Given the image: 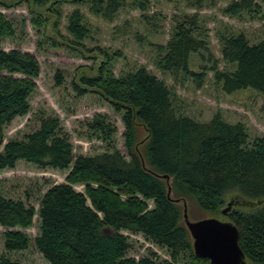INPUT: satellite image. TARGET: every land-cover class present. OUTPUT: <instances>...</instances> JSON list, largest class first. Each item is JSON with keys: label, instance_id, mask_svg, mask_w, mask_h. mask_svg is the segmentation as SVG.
I'll use <instances>...</instances> for the list:
<instances>
[{"label": "trees", "instance_id": "16d2710c", "mask_svg": "<svg viewBox=\"0 0 264 264\" xmlns=\"http://www.w3.org/2000/svg\"><path fill=\"white\" fill-rule=\"evenodd\" d=\"M30 1L43 7L53 0ZM118 1L92 2L116 8ZM254 7V0H231L224 12L240 15ZM68 21L69 33L80 42L86 35L81 15L74 11ZM13 35L12 23L0 12V148L4 128L29 113V97L40 69L32 54L1 48V40ZM165 50L161 70L185 74L198 86L204 82L205 72L192 71L189 59L208 52L207 45L190 28L178 26ZM221 55L233 69L213 65L210 71L225 94L252 88L264 97V38L250 45L244 34L230 35L223 39ZM106 64L95 76H79L72 86L77 96L100 95L121 115L128 157L115 148L94 156L75 155L59 119L52 116L40 117L38 128L22 138L8 140L0 150V171L24 161L67 175L65 183L51 185L40 196L37 211L0 191V226L8 230L3 235L5 250L33 246L48 264H177L180 260L209 264L194 255L181 208L176 199L167 198V189L180 201L193 199L206 212H217L226 194L248 201L264 199V138L249 144L244 125L227 123L219 114L206 122L183 116L174 106L172 91L144 67L115 78ZM136 125L147 132L141 154L133 148ZM88 126L106 139L115 131L100 115ZM74 185H82L83 192L75 191ZM35 216L39 234L30 238L22 230L33 226ZM227 219L237 228L246 261L264 264V202L249 210H233ZM123 231L140 234L165 249L170 260H160L154 253L128 257L130 239ZM0 264L18 263L1 259Z\"/></svg>", "mask_w": 264, "mask_h": 264}, {"label": "rangeland", "instance_id": "374dc122", "mask_svg": "<svg viewBox=\"0 0 264 264\" xmlns=\"http://www.w3.org/2000/svg\"><path fill=\"white\" fill-rule=\"evenodd\" d=\"M92 1L53 0L38 7L30 0H0V12L14 29L12 37L1 40V48L32 54L40 68L35 79L36 88L29 97L30 111L4 128L1 148L8 140L20 139L37 129L40 117L52 116L59 119L75 155L94 156L115 148L128 157L121 115L100 95L87 93L77 96L73 90L72 84L79 76H95L104 62L107 63V71L115 78L144 67L172 91L174 106L183 116L206 122L219 114L227 123L243 124L249 144L258 137L264 138V97L252 88L225 94L210 71L213 65L219 70L233 69L222 60L221 48L225 37L242 33L250 45L264 38V0H254L256 7L251 11L233 16L224 12L231 0H119L116 8ZM74 11L79 12L81 24L86 29V35L80 42L68 31V19ZM38 22L41 25L38 26ZM181 25L190 28L192 35L207 45L208 52L192 54L189 59L192 71L205 72L200 86L185 74L174 76L159 68L168 41ZM97 115L105 117L106 124L115 129L110 139L89 128ZM135 134L133 148L139 149L141 154L147 132L142 125H136ZM66 175L67 171L38 168L19 161L13 169L0 171V191L6 198L21 200L37 211L40 196L51 185L65 183ZM73 188L77 192L84 190L82 185H74ZM232 196V193L224 196V205L217 212L203 211L193 199L182 198L188 220L216 218L229 221L221 210ZM170 197L177 199L172 192ZM177 205L183 213V202L179 201ZM257 206L260 205L234 206L231 211ZM148 207L153 208L151 201ZM33 222L32 227L22 230L30 238L39 234L37 216ZM6 231L0 226V261L48 264L33 246L24 251L7 252L3 239ZM122 233L130 239L128 257L138 259L154 253L160 260H170L165 249L151 244L140 234ZM177 264H185V261L180 260Z\"/></svg>", "mask_w": 264, "mask_h": 264}, {"label": "water", "instance_id": "95a60500", "mask_svg": "<svg viewBox=\"0 0 264 264\" xmlns=\"http://www.w3.org/2000/svg\"><path fill=\"white\" fill-rule=\"evenodd\" d=\"M142 164L143 160L141 159ZM168 179L167 176H160ZM171 190L167 189V198L170 197ZM233 198L221 210V214L228 216L234 206H244L246 204L261 205L264 199L258 201H248L238 195ZM178 203L180 200H174ZM183 202V223L192 240L193 253L196 257L207 259L209 264H247L244 253L238 244V231L230 221H222L216 218H206L191 222L188 220L187 208ZM110 231V229H108Z\"/></svg>", "mask_w": 264, "mask_h": 264}]
</instances>
